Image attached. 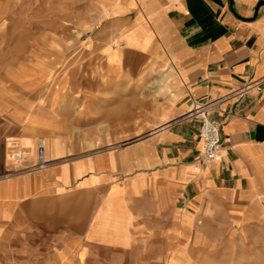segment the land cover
I'll use <instances>...</instances> for the list:
<instances>
[{
  "label": "crops",
  "instance_id": "obj_1",
  "mask_svg": "<svg viewBox=\"0 0 264 264\" xmlns=\"http://www.w3.org/2000/svg\"><path fill=\"white\" fill-rule=\"evenodd\" d=\"M84 2L82 81L0 83V264H264V0Z\"/></svg>",
  "mask_w": 264,
  "mask_h": 264
},
{
  "label": "rangeland",
  "instance_id": "obj_2",
  "mask_svg": "<svg viewBox=\"0 0 264 264\" xmlns=\"http://www.w3.org/2000/svg\"><path fill=\"white\" fill-rule=\"evenodd\" d=\"M86 6L84 0H0V83L34 88L50 81L47 72L67 81L69 60L77 64L76 81H82V51L96 48L99 29ZM69 52L76 56L66 58ZM19 143L21 152L31 146Z\"/></svg>",
  "mask_w": 264,
  "mask_h": 264
},
{
  "label": "built area",
  "instance_id": "obj_3",
  "mask_svg": "<svg viewBox=\"0 0 264 264\" xmlns=\"http://www.w3.org/2000/svg\"><path fill=\"white\" fill-rule=\"evenodd\" d=\"M254 88L256 90L260 89L259 83H247L240 90L241 93ZM190 109L187 113L189 117L198 119V135L201 140V153L199 160L203 163H208L215 160L220 151L221 144L219 138V127L220 120L211 116L215 111L214 101H197L191 99ZM36 161L30 166V170H37L45 167L48 161L44 157V142L39 139L36 144ZM19 160V156L16 155L12 158L13 164H16ZM194 169L197 168L196 165L193 166Z\"/></svg>",
  "mask_w": 264,
  "mask_h": 264
}]
</instances>
